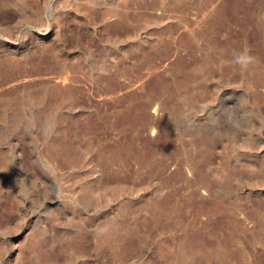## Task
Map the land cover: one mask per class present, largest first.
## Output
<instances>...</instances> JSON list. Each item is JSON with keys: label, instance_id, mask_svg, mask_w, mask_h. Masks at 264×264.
I'll return each mask as SVG.
<instances>
[{"label": "rangeland", "instance_id": "1", "mask_svg": "<svg viewBox=\"0 0 264 264\" xmlns=\"http://www.w3.org/2000/svg\"><path fill=\"white\" fill-rule=\"evenodd\" d=\"M0 264H264V0H0Z\"/></svg>", "mask_w": 264, "mask_h": 264}, {"label": "bare ground", "instance_id": "2", "mask_svg": "<svg viewBox=\"0 0 264 264\" xmlns=\"http://www.w3.org/2000/svg\"><path fill=\"white\" fill-rule=\"evenodd\" d=\"M95 2H97V1H95ZM86 3V2H85Z\"/></svg>", "mask_w": 264, "mask_h": 264}]
</instances>
